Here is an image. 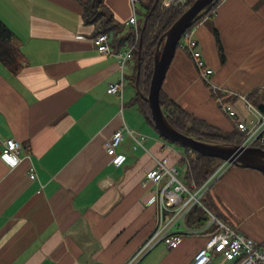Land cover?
Returning <instances> with one entry per match:
<instances>
[{
	"label": "crops",
	"instance_id": "0c3cea01",
	"mask_svg": "<svg viewBox=\"0 0 264 264\" xmlns=\"http://www.w3.org/2000/svg\"><path fill=\"white\" fill-rule=\"evenodd\" d=\"M84 1L0 0V19L22 42L26 59L16 75L0 64V153L12 138L21 156H29L14 168L0 158V264H127L156 227L152 188L140 185L145 173L155 159L177 167L185 153L131 103L136 90L126 93L127 84L121 98L106 93L120 71L115 57L96 52L92 38L101 28L83 18ZM103 2L117 26L108 32L111 51H122L131 42L130 1ZM191 30L214 71L212 83L227 91L222 100L247 123L241 96L257 91L256 100L264 102V3L220 0ZM161 90L222 133L235 129L186 51L176 48ZM124 126L144 137L143 147L133 149L125 134L116 150L125 159L117 166L105 142ZM201 202L238 233L264 241L262 173L230 166ZM184 226L197 233L184 234L175 249L160 242L134 264H192L216 224L195 206ZM209 264L235 263L214 254Z\"/></svg>",
	"mask_w": 264,
	"mask_h": 264
},
{
	"label": "built area",
	"instance_id": "2783aa9c",
	"mask_svg": "<svg viewBox=\"0 0 264 264\" xmlns=\"http://www.w3.org/2000/svg\"><path fill=\"white\" fill-rule=\"evenodd\" d=\"M129 1L132 7V15L127 22V26L131 30L129 45L124 50L113 53L110 48V35L108 33H99L92 38V44L98 54L112 55L117 61L120 76L115 83L109 85L106 93L119 98L122 97L127 86L124 75L125 67L134 58L140 40V25L136 12V5L139 0ZM160 4L163 8L184 7L186 0H160ZM213 13L214 11L211 14ZM191 28L181 35L177 48L186 51L200 80L210 87L221 110L232 122L235 129L242 134L243 142L240 145L258 147L264 150V113L241 96L250 119L247 123L239 121L229 103L222 100L223 94L227 91L212 83L211 78L214 71L204 61ZM125 134L132 139L133 149L143 147L144 137H136L126 126L115 131L105 142V151L113 164L117 166L125 159L123 155L116 153ZM2 145L0 158L12 168L16 167L23 159L29 158V156L25 158L21 156L22 146L12 138L6 139ZM191 153L192 151L189 150V154ZM228 167L230 164L222 161L221 165L201 186H196L192 180L189 183L182 180L181 174L185 172L186 167L180 172L176 166L168 163L167 158L155 159L154 167L145 173L140 185L143 189L152 188L153 195L148 200V204H154L157 208L156 227L127 264H134L139 261L160 242L166 243L170 249H175L180 244L184 234L197 233V231L189 230L184 226L186 216L195 206L200 207L207 214L208 222L210 224L215 223L216 229L207 237L204 246L197 251L192 264H209L214 254L235 264H264V241L257 243L252 238L238 233L234 227L226 224L201 202L212 182L218 179ZM35 177L34 167L30 166L29 178L34 180ZM163 178H166V182L162 187H159ZM176 225L184 228L183 234L172 233V228Z\"/></svg>",
	"mask_w": 264,
	"mask_h": 264
},
{
	"label": "trees",
	"instance_id": "16d2710c",
	"mask_svg": "<svg viewBox=\"0 0 264 264\" xmlns=\"http://www.w3.org/2000/svg\"><path fill=\"white\" fill-rule=\"evenodd\" d=\"M104 0H85L82 3L83 18L89 22L92 21L96 26L101 28L99 33H108L117 28L112 25V18L109 10L104 5ZM195 0H186L184 7H170L163 8L160 0H144L140 2L141 8L144 10V20L146 25L142 29L140 27L139 48V80L138 86L140 93L147 96L149 90V82L152 75L154 64V52L159 38L170 28V26L183 14V12L190 7ZM264 3V0H261ZM220 0H215L207 10L203 11L195 20V23L205 17L211 16ZM194 23V24H195ZM216 35V45L221 59H223V51ZM22 42L11 29L0 19V64L12 75L18 74L24 65L26 59L21 51ZM137 53L134 55L135 66L131 79L135 83L137 73ZM257 91H254L246 97L252 105L264 113V102L256 100ZM160 106L170 123V125L187 136H191L202 142L210 143H228L240 145L243 142V136L236 129L230 133H222L218 129L209 125L205 121L195 118L184 111L179 105L174 103L166 95L160 91ZM137 107V110L144 117L148 124L154 129V124L151 120L148 104L140 98L136 92L131 102ZM182 147L179 144H176ZM185 151L181 160V164L186 165L184 174V181L189 183L191 180L196 186H201L221 165L222 161L215 158L203 157L195 152L189 154V149L182 147Z\"/></svg>",
	"mask_w": 264,
	"mask_h": 264
},
{
	"label": "water",
	"instance_id": "95a60500",
	"mask_svg": "<svg viewBox=\"0 0 264 264\" xmlns=\"http://www.w3.org/2000/svg\"><path fill=\"white\" fill-rule=\"evenodd\" d=\"M214 1L195 0L159 38L154 52V64L147 96L140 93L138 86L140 64L139 48L137 49L135 90L140 98L148 104L155 130L167 142L179 144L200 156L219 159L231 166L256 170L264 175L263 149L228 143L202 142L191 136H187L170 125L160 106V91L181 35L193 26L196 18L203 11L207 10ZM145 25L146 20L142 23V29H144Z\"/></svg>",
	"mask_w": 264,
	"mask_h": 264
},
{
	"label": "rangeland",
	"instance_id": "374dc122",
	"mask_svg": "<svg viewBox=\"0 0 264 264\" xmlns=\"http://www.w3.org/2000/svg\"><path fill=\"white\" fill-rule=\"evenodd\" d=\"M144 2V0H140V2ZM136 12H137V20H138V24L141 26L142 23H143V19H144V10L141 8L140 6V3H137L136 5ZM191 28V27H190ZM130 66L128 68V65L125 67V70H124V75H125V80L128 84V91H126V93L130 92L134 94L135 92V87H134V81L131 79V76L133 75V70H134V66H135V59H131L130 60ZM174 147H178L180 148V146L176 145V144H173L171 143ZM231 166V165H230ZM186 166L183 165V164H178L177 165V168L179 169L180 172H182V170L185 168ZM181 177L184 179V174L182 173L181 174Z\"/></svg>",
	"mask_w": 264,
	"mask_h": 264
}]
</instances>
